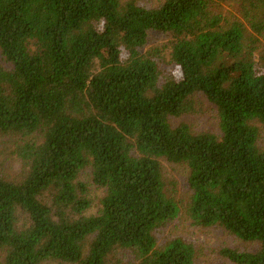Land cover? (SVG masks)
<instances>
[{
  "label": "trees",
  "instance_id": "obj_1",
  "mask_svg": "<svg viewBox=\"0 0 264 264\" xmlns=\"http://www.w3.org/2000/svg\"><path fill=\"white\" fill-rule=\"evenodd\" d=\"M226 14L214 0H0V148L13 141L19 178L0 175L4 264H195L184 238L157 234L184 211L257 251L224 249L235 264H264V0ZM169 34L178 75L164 76L151 32ZM203 96L220 134L173 119ZM187 165L181 206L163 164ZM105 192L97 215L89 186Z\"/></svg>",
  "mask_w": 264,
  "mask_h": 264
},
{
  "label": "rangeland",
  "instance_id": "obj_2",
  "mask_svg": "<svg viewBox=\"0 0 264 264\" xmlns=\"http://www.w3.org/2000/svg\"><path fill=\"white\" fill-rule=\"evenodd\" d=\"M127 1V0H125ZM139 5L145 8H158L166 0H136ZM222 12L233 13L236 16L242 14L246 4L244 0H214ZM264 45V38H261ZM173 38L169 34L160 32H151L148 43L143 52H157L159 57L156 58L160 64L164 76L178 75L179 68L172 62L171 46ZM197 105L192 114L185 115L178 119H173L174 123H186L192 126L195 132H210L219 135V120L216 108L210 104L203 96L196 99ZM260 149L264 150V127L260 125ZM163 164V178L174 194L180 205L183 207L187 204L192 190L189 186L188 179L190 169L187 165L173 164L166 160ZM22 164L16 153V146L13 141L6 140L0 148V175L8 178H19L22 173ZM91 169H87L81 175V181L89 186L88 199L91 202V208L87 211V216L97 215L101 209V200L105 192L94 186ZM184 208V207H183ZM184 238L193 243L196 249L195 264H235L222 255L224 249H239L241 251H257L258 244L246 243L223 229L202 228L192 225L184 211L179 218L169 223L157 234V240L160 245L175 238ZM5 254L0 251V264H4ZM43 264H61L56 262H46ZM109 264H137L134 255L129 251H118L109 258Z\"/></svg>",
  "mask_w": 264,
  "mask_h": 264
}]
</instances>
